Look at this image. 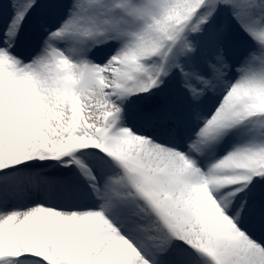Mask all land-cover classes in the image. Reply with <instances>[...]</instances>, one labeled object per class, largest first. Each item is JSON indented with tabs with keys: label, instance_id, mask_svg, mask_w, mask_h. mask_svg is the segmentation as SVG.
<instances>
[{
	"label": "snow or ice",
	"instance_id": "6c2138e0",
	"mask_svg": "<svg viewBox=\"0 0 264 264\" xmlns=\"http://www.w3.org/2000/svg\"><path fill=\"white\" fill-rule=\"evenodd\" d=\"M0 264H264V0H0Z\"/></svg>",
	"mask_w": 264,
	"mask_h": 264
}]
</instances>
